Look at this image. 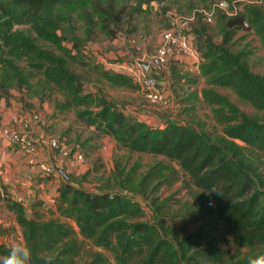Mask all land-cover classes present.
Here are the masks:
<instances>
[{
    "label": "trees",
    "instance_id": "16d2710c",
    "mask_svg": "<svg viewBox=\"0 0 264 264\" xmlns=\"http://www.w3.org/2000/svg\"><path fill=\"white\" fill-rule=\"evenodd\" d=\"M131 1L134 11H140L141 6L162 0ZM123 9H117L112 0H0V99L7 97L10 89L37 95L32 81L39 76L42 84L38 86L62 95V101L55 104L60 112L77 109L78 120L112 138L118 148L168 161L152 164L134 188L128 187L134 171L125 174L124 168L119 169L117 177H124V181L119 186L122 191L116 192L84 190L60 176L54 205L61 221L44 220L35 212L40 204H33L32 217H28L22 203L9 201L7 209L15 216L22 241L33 251L32 264H43L42 254L51 256L52 264H77L75 260L82 251L78 236L93 248L108 252L116 264H246L248 259L230 262L228 253L210 237L221 224L237 248L264 252V180L258 159L264 155V76L250 70L246 63L249 52H233L229 47L236 32L243 29L252 30L264 46V7L247 6L235 16L220 17L219 42L206 35L202 16L197 14L194 33L201 75L209 85L233 91L240 101L260 113L246 115L226 96L204 90L202 99L221 127L215 135L196 128L195 106L187 104L192 96L185 98L181 113L152 125L127 115L104 97L84 93L88 76L113 87L138 88L124 73L106 69L98 61L94 64L75 43L65 47L67 38L62 27H70L72 14L78 11L88 28L94 26L96 17L95 25L111 35L109 27L121 21ZM20 26L28 27L58 53L41 48L29 34L16 28ZM76 69L85 74L81 76ZM183 115L187 119H180ZM77 144L83 151L82 144ZM180 178L190 198L179 204L175 217L184 224L201 223L206 229L184 237L162 225L163 204L156 205L157 198L151 201L162 187H170ZM213 188L219 195L209 194ZM142 200L157 215L153 223L140 221ZM167 215L163 213V217ZM9 249L1 245L0 257ZM82 264L107 261L92 252Z\"/></svg>",
    "mask_w": 264,
    "mask_h": 264
},
{
    "label": "rangeland",
    "instance_id": "374dc122",
    "mask_svg": "<svg viewBox=\"0 0 264 264\" xmlns=\"http://www.w3.org/2000/svg\"><path fill=\"white\" fill-rule=\"evenodd\" d=\"M112 1L117 9L124 8L121 14V21L109 27L108 31L113 32V34L107 35L106 32H102L98 25H95L98 23L96 17L93 18L94 26L91 29L88 28L86 23L79 18L78 11L73 12V20L70 27L66 25L62 27V32L67 38L64 43L65 47L69 48L75 43V46L83 51L84 54L91 56L89 58L90 61L94 64L98 61L105 68H111V66L114 67L113 65L119 64H131L136 60H147L156 50L161 34L168 29L173 16L187 22V29L195 49L197 48V43L194 30L197 29V14L202 16L206 35L210 36L214 42H219L221 40L218 33L219 18L224 15L216 10L214 11L213 7L219 1L233 0L153 1L148 5L141 6L140 11H134V3L131 0ZM259 6L264 7V0H261ZM204 12H213L211 24L204 21ZM16 28L29 34L41 48L53 51L55 54L58 53L52 45L39 40L35 32L28 27L20 26ZM229 47L233 52H249L246 63L250 70L255 74L264 76V46L252 30L243 29L237 31ZM186 62L178 66L170 64L166 70L161 71L158 75L166 96L173 104L165 110L149 104L139 93L138 89L113 87L103 81L98 82L96 80V82L91 76H88L90 77L89 80L83 84V91L85 94L92 93L95 96L104 97L107 101L118 104L127 115L139 119L143 118L145 121L156 123L157 125V122L166 121L181 113L182 108L186 106V103H183L185 98L192 96V101L187 102V104H194L195 106L193 114H195L194 116L197 119L196 128L212 135L219 133L221 127L214 121L211 107L202 99L204 90L212 89L217 94L226 96L231 103L236 105L246 115H260L249 105L240 101L233 91L209 85L207 79L200 73V60L194 62L192 59H187ZM20 66L23 67V64ZM172 70L176 72L175 75ZM76 71L81 76L85 74L82 69H76ZM174 76H182L184 79L178 80ZM88 77L85 78L87 79ZM38 84H42L39 76L32 81L34 92H38L37 95L34 94L35 96H29L25 92L21 94L15 89H10L7 97L2 99V104H13L16 116L19 118V116L23 115L24 119L19 124L20 129L24 120L33 126L34 132L29 133V137L36 142L38 147L42 142L51 140H59L68 148L77 143L82 144L85 153L82 162H78L72 156L67 159H61L58 158V154H55L54 160L50 159V165L55 170H62L67 176V180L71 179L76 186L88 191H122L119 186L122 185L124 177H117L119 169L124 168L125 174L129 170L134 171L132 183L128 182V187L134 188L140 175L144 174L152 164L156 162L168 163L163 157H154L118 148L112 138L98 134L94 128L78 120L76 118L77 109L60 112L55 107V104L62 101V95L50 87L42 89L41 85L38 86ZM81 110L84 109L79 108L78 111ZM180 119H187V116L183 115ZM13 129L15 128L13 127ZM258 157L262 162V165L259 166V172L264 180V155ZM174 166L176 170H179L176 165ZM262 184L264 185V181ZM124 185H127V183ZM184 187V180L180 178V181L172 186L162 187L151 198V201L153 198H157L156 205L163 204L160 210L162 225L167 230L178 232L179 237L206 230L201 223L184 224L180 217H175L179 211V204L190 198ZM51 193L53 194V192H45L44 199H42L43 205L37 206L38 208H35V212L40 214L46 221H61L59 214L56 212V207L51 203L55 194L50 196ZM145 203L144 200L140 203L143 210V217L140 221L153 223L154 217H157V215ZM163 213L168 215L163 217ZM70 224L77 231L75 225L73 223ZM220 225L219 230L212 234L210 239L218 241L216 246L228 253L227 259L230 262H242L245 259L249 260L250 257L264 255L261 250L237 248L226 230ZM1 236L0 243L5 242L6 245L11 247L17 242H22L19 237H15L13 234H10L8 238H1ZM78 240L81 243L82 251L75 260L77 264H82L88 260L92 252L100 253L106 259L107 264H116L108 252L93 248L89 241H84L80 236H78ZM248 260L246 264H248Z\"/></svg>",
    "mask_w": 264,
    "mask_h": 264
},
{
    "label": "built area",
    "instance_id": "2783aa9c",
    "mask_svg": "<svg viewBox=\"0 0 264 264\" xmlns=\"http://www.w3.org/2000/svg\"><path fill=\"white\" fill-rule=\"evenodd\" d=\"M260 4L261 0L219 1L214 4L213 9L226 17H232L244 7H257ZM203 17L206 23L211 24L213 12H204ZM187 59L197 62L200 60V57L193 47L192 38L187 29V22L173 16L168 29L161 34L156 50L147 60L142 59L136 60L131 64L113 65L114 67L111 66V68L107 67L106 69L121 72L130 77L133 84L137 86L139 93L149 104L165 110L173 104L166 96L158 75L161 71L166 70L170 64L176 65L182 62V60ZM143 64H147L146 70L143 69ZM33 132V126L24 121L20 130L10 127L3 128L1 130V137L8 145L14 147L24 156L28 166H37L43 174L50 175L56 172V170L50 164L39 160V147L29 137V133ZM48 145L52 151L58 154V158L67 159L72 156L78 162L83 161L84 155L79 144L68 148L59 140H51L48 142ZM51 203L54 204V199Z\"/></svg>",
    "mask_w": 264,
    "mask_h": 264
},
{
    "label": "crops",
    "instance_id": "0c3cea01",
    "mask_svg": "<svg viewBox=\"0 0 264 264\" xmlns=\"http://www.w3.org/2000/svg\"><path fill=\"white\" fill-rule=\"evenodd\" d=\"M186 61L187 60H182V62L176 64V66L187 63ZM19 114L22 115L21 112H19ZM22 116L18 118L13 104H2V99H0V235H2L1 238H8L10 234H13L21 240L20 228L16 223L15 216L7 209L8 202L22 203L28 217H32L31 211L33 209V204L43 205L42 199H44L45 192H53L50 196L55 194L53 197L54 199L57 196V188L61 181L59 177L61 175L57 172L58 169L50 175H45L37 166H28L24 156L14 147L8 145L1 137V130L3 128L14 127L15 129H20L19 124L24 119ZM17 119L19 120L17 121ZM137 119L139 121H145L143 118ZM145 122L152 125L156 124L148 121ZM162 122L161 120L157 123L160 125ZM55 154L56 153L49 148L48 141L42 142V144L39 145L40 161L51 164L50 159L52 158L54 160ZM62 180L66 181L63 177ZM1 245L11 248V246L6 245L5 242L0 243V246Z\"/></svg>",
    "mask_w": 264,
    "mask_h": 264
},
{
    "label": "clouds",
    "instance_id": "9594fccd",
    "mask_svg": "<svg viewBox=\"0 0 264 264\" xmlns=\"http://www.w3.org/2000/svg\"><path fill=\"white\" fill-rule=\"evenodd\" d=\"M217 192L215 188L209 191ZM219 195V194H218ZM40 260L43 264H52L53 258L47 254H42ZM33 262V251L25 242L15 243L7 252L6 255L0 257V264H32ZM248 264H264V255L256 257H250Z\"/></svg>",
    "mask_w": 264,
    "mask_h": 264
},
{
    "label": "water",
    "instance_id": "95a60500",
    "mask_svg": "<svg viewBox=\"0 0 264 264\" xmlns=\"http://www.w3.org/2000/svg\"><path fill=\"white\" fill-rule=\"evenodd\" d=\"M143 69L146 70L147 69V64H143ZM57 172L63 177L64 180H67V176L64 174V172L62 170H57Z\"/></svg>",
    "mask_w": 264,
    "mask_h": 264
}]
</instances>
